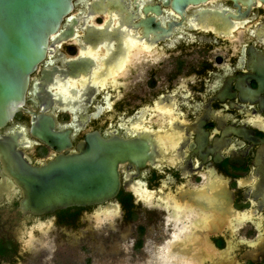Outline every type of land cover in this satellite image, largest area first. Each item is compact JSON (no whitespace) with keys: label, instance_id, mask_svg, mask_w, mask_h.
I'll return each instance as SVG.
<instances>
[{"label":"flooded vegetation","instance_id":"flooded-vegetation-1","mask_svg":"<svg viewBox=\"0 0 264 264\" xmlns=\"http://www.w3.org/2000/svg\"><path fill=\"white\" fill-rule=\"evenodd\" d=\"M50 45L25 108L50 116L71 145L35 137L33 115L20 111L1 131L25 133L20 148L30 162L73 154L94 131L144 134L156 153L143 166L120 164L112 200L42 213L21 209L23 189L0 162V264L74 256L91 241L104 248L108 231L113 259L132 235L133 248L154 260L264 264V0L183 9L176 0H79ZM143 81L149 90H138ZM179 225L183 239L171 245ZM157 230L167 242L153 248L144 240Z\"/></svg>","mask_w":264,"mask_h":264},{"label":"water","instance_id":"water-1","mask_svg":"<svg viewBox=\"0 0 264 264\" xmlns=\"http://www.w3.org/2000/svg\"><path fill=\"white\" fill-rule=\"evenodd\" d=\"M79 0H0V162L23 189V211L50 212L69 206H88L112 200L121 186L120 164L143 166L155 157L146 135L124 139L87 133L77 151L33 165L20 148L24 132L3 133L20 111L33 115L31 133L60 150L71 145L69 132L55 130L54 120L25 108L31 77L51 51L50 41ZM200 0H176L182 9ZM74 20L62 34L67 39ZM259 67V66H257ZM264 75V66L262 67ZM261 71V70H259ZM25 144V143H24Z\"/></svg>","mask_w":264,"mask_h":264},{"label":"rangeland","instance_id":"rangeland-1","mask_svg":"<svg viewBox=\"0 0 264 264\" xmlns=\"http://www.w3.org/2000/svg\"><path fill=\"white\" fill-rule=\"evenodd\" d=\"M141 85L142 86H140L138 88V90L141 91L142 88L149 90V88L147 86V81H143ZM162 87H163V83L159 81L157 83V87L155 89L156 90L162 89ZM127 101L129 102V100H127ZM128 105L129 104L125 105L126 110L133 109V106H132V108H129ZM107 221H108V219H106L105 222H107ZM104 229L106 230V229H110V228L105 227ZM109 233H111V231H108L105 233V237H106L105 240H103V241L101 240L103 242L104 248L101 247V244L98 246L99 243H97V242L95 243V242L91 241V242L87 243V246H85L84 249L82 246H80L78 248L74 247V248H77L74 250V256L62 255V254L57 252L56 258L44 257V258H42L41 261L36 262V263L35 262L30 263L28 261L25 262V260H22L19 262V264H113L115 262V260H117V264H145L146 260L150 259V254L145 249L133 248L134 241H133L132 235L130 236V239H129L131 241H128V240L125 241V244L123 246L124 250L117 255L116 259H113L112 255H109L106 252L108 246L110 245V240L108 239V237H110ZM240 235L241 234L238 231V232H236V235L234 238L241 239V237H242L244 239V237L242 235L241 236ZM145 239H146V240H144L145 244L150 242L151 243L150 246H152L153 248L163 244L167 240V238L164 237V234L162 232H159L158 230L153 235H147L145 237ZM237 241L238 240H236V242ZM236 242H234V243H236ZM236 247H237V245H234L233 248H231V251H233L234 254H235V248ZM99 251L100 252L102 251L101 252L102 255L99 254ZM103 260H105V261H103Z\"/></svg>","mask_w":264,"mask_h":264},{"label":"bare ground","instance_id":"bare-ground-1","mask_svg":"<svg viewBox=\"0 0 264 264\" xmlns=\"http://www.w3.org/2000/svg\"><path fill=\"white\" fill-rule=\"evenodd\" d=\"M101 221V220H100ZM178 228V227H177ZM184 228L185 226L182 225L180 226L179 225V228L174 232L173 234V239L171 241V245L174 243V242H177V241H180L181 239H183L182 237V232L184 231ZM186 228L189 230L190 227L186 226ZM184 233V232H183ZM187 234V233H186ZM170 242H168L167 244H169ZM167 249H169V245L166 246ZM172 247V246H171ZM159 248V247H158ZM208 249L206 250L205 254L206 256L208 257H213L216 256L215 254V250L208 246L207 247ZM163 250V249H161ZM151 252V250H149ZM170 252V251H168ZM161 253V251H160ZM169 254V253H168ZM153 255V254H152ZM163 254H160L159 257H156V260H154L153 258H151L150 260H147L148 262H146L145 264H186V257H181L180 256H174V255H167L166 256H162ZM214 255V256H213ZM154 256V255H153ZM189 258V257H188ZM191 261H192V264H199L200 262L199 261H195L193 258H189Z\"/></svg>","mask_w":264,"mask_h":264}]
</instances>
